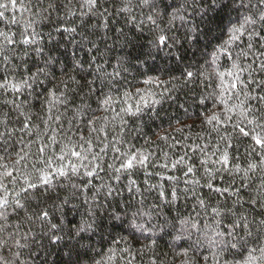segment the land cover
Here are the masks:
<instances>
[{
	"label": "trees",
	"instance_id": "1",
	"mask_svg": "<svg viewBox=\"0 0 264 264\" xmlns=\"http://www.w3.org/2000/svg\"><path fill=\"white\" fill-rule=\"evenodd\" d=\"M255 4L18 0L9 8L0 31L33 34L35 43L3 49L0 85L45 73L21 93L0 87V132L12 131L7 150L0 143V185L24 205L0 218V264H243L250 254L264 264V150L235 127L264 138V26L230 40ZM253 27L259 36L250 39ZM234 62L248 84L239 95L225 91ZM213 114L219 120L208 123ZM66 146L81 157L62 161ZM29 182L37 186L25 193ZM216 233L244 247L228 249Z\"/></svg>",
	"mask_w": 264,
	"mask_h": 264
},
{
	"label": "snow or ice",
	"instance_id": "2",
	"mask_svg": "<svg viewBox=\"0 0 264 264\" xmlns=\"http://www.w3.org/2000/svg\"><path fill=\"white\" fill-rule=\"evenodd\" d=\"M142 2L145 6L149 5V0H142ZM17 3H18V0H8V2H6V3L0 2V20H3L5 18V13L9 10V8L15 10ZM85 3L87 4V6L90 9H95L99 5V0H85ZM241 6L243 7V5H241ZM22 7H23V5H22ZM251 8H255L256 11L252 14L244 15L242 22H239L238 26H235L232 28V32H231V36H230L231 41L238 40L241 35H243L244 33H246L248 31L249 26H255L257 24L264 26V0H256L255 5H250L249 11H251ZM237 11H239V9H237ZM175 18L176 17L173 16V19H175ZM147 19L151 23L156 24V20L151 15L148 16ZM9 23H13V24L16 23L15 16L10 18ZM72 31H74V29ZM252 35L259 36V33L255 32L254 27H253V32L249 36L250 39H251ZM168 39L169 38L166 35L161 34L158 37L157 42H158V44L168 46L167 45ZM0 40H2V44H0V53H2L3 49L8 47V46L14 47L17 44H19V45H31V44L35 43V41L33 40V34H29L27 32L20 33L19 38H17V33H10L9 31H0ZM249 48H251V44H249ZM36 51L40 52L41 49H36ZM262 55H264V54H262ZM4 59L7 60L8 57L4 56ZM232 68L235 69V71H229L226 73V75L232 77V80L229 82L228 86L225 88V91H227V92L235 91V93L237 95H239V92L241 90L248 87V84L245 82V80H243L241 78V75H240L243 71H245V69L242 68L236 62H234L232 64ZM261 71H264V64H261ZM44 73H45V69L39 68L37 70V74L35 76H30L29 79H21L18 83L13 82L10 85L6 82V83L0 85V87L5 88V89H7L8 87H11V89L13 91H15L17 93H21L24 89L31 87V84L29 82L30 80L35 81L36 77L38 75H41ZM186 75L188 77H191L193 74L191 72H187ZM218 75L223 76V75H225V73H219ZM249 75H250V73H249ZM222 86H223V81H222ZM54 95H55L54 93H50V96L54 97ZM261 99H264V97H261ZM201 102L203 103V101H201ZM48 103H49V105L54 106L55 101L53 99H50L48 101ZM105 103H107V100L105 101ZM19 107H20V105H17V108H19ZM227 111L231 112L232 109L228 108ZM240 115L243 116L244 112L242 111L240 113ZM206 119H207L208 123H212L214 121L219 120V117L216 116L215 114H213L212 116L207 117ZM245 119H247L246 116H245ZM21 123H22L21 131H23V130H25L31 126L28 123L27 117ZM248 123H252V121H248ZM257 126L260 127L262 130H264V124H259ZM235 127L239 128V131L241 132V134H243L245 136L250 135L251 139L255 142V145L260 146V149L264 150V138L261 137L260 133L256 132L255 128H253L251 133H250V132L245 131L244 128L240 127L239 123L237 125H235ZM11 135H12V131H9L7 128H5V130L3 132H0V143L4 144L5 150H7V146H8L6 137H10ZM39 151L42 152V151H44V149L40 148ZM64 151H65V155L60 157V159L62 161L64 159H66L67 156H75L77 158L81 157V153L73 147L66 146ZM0 159H3V157H0ZM146 159L147 158L145 157L144 159L139 160L138 163L143 164ZM134 160H136V157L132 156L131 158L127 159L126 162H122V163L124 164L126 169L132 168ZM224 160H225V162L227 161V156L224 157ZM45 163H47V161H45ZM250 167H254V166H250ZM72 171L73 172L77 171V168L74 165L72 166ZM117 171H119V169ZM57 172L60 175H67V173L62 171V169H60V168H57ZM188 172H192V169L188 168ZM7 175L10 176L11 173H7ZM87 175L92 176L93 173L91 171H88ZM41 181L44 184H48L50 182L48 177H41ZM195 183H199V181H195ZM36 186L37 185L35 183L29 182L28 188H23L22 191L27 193L28 189L35 188ZM208 187L212 188V185L209 184ZM0 188L3 189L2 192H0V218L6 220L7 219L6 212H7L8 207L12 206L13 203L18 208H23L24 205L20 203V200L18 198L14 199V201L9 200L10 193H9L7 187L0 185ZM224 191H227V189H225ZM109 194H111V193H109ZM172 195L174 196L175 193H172ZM16 196L18 197L19 193H17ZM201 203H203V201H201ZM48 216H49V213L47 211H42L41 218L47 219ZM182 223H186V222H182ZM50 227L52 229H56L57 226L55 224H52V225H50ZM193 227H195V225H193ZM236 227H244V225L234 224L233 229H235ZM80 231H84V229L81 228ZM216 235L221 237V243H223L225 245V247H227L228 249H236L238 245H240V247H242V248L244 247L242 239L241 240H235V242H229V241L223 240L224 233H216ZM228 235L231 236L232 232H229ZM249 235H251L250 232H249ZM55 238L59 239L58 236H56ZM6 243L7 242L4 241L5 245H6ZM21 247H23V246L21 245ZM255 251H257V249L252 250V252H255ZM259 251L261 253V256L264 257V248L259 249ZM255 260H256V257H254L253 255L250 254L248 256V258L243 262V264H255ZM217 264H219V262H217Z\"/></svg>",
	"mask_w": 264,
	"mask_h": 264
}]
</instances>
